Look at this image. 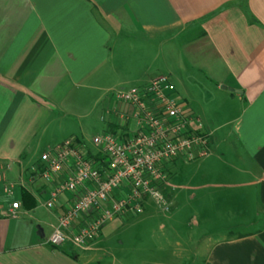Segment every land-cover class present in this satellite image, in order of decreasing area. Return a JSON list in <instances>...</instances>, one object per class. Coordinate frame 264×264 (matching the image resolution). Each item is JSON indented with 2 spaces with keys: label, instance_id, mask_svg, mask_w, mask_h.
Masks as SVG:
<instances>
[{
  "label": "crops",
  "instance_id": "obj_1",
  "mask_svg": "<svg viewBox=\"0 0 264 264\" xmlns=\"http://www.w3.org/2000/svg\"><path fill=\"white\" fill-rule=\"evenodd\" d=\"M180 40L188 62L168 79L209 156L185 162L176 186L171 164L169 218L184 212L187 224L154 242L151 264H264V0H0V264H120L105 261L103 240L132 216L108 222L88 250L52 247L70 197L47 209L36 171L65 141L90 150L72 126L98 108L104 132L119 130L113 113L127 109L111 88L144 89L160 77L145 57Z\"/></svg>",
  "mask_w": 264,
  "mask_h": 264
},
{
  "label": "built area",
  "instance_id": "obj_2",
  "mask_svg": "<svg viewBox=\"0 0 264 264\" xmlns=\"http://www.w3.org/2000/svg\"><path fill=\"white\" fill-rule=\"evenodd\" d=\"M114 98L127 109L113 113L119 130L95 137L90 150L69 140L41 156L36 174L50 185L46 208L52 210L61 195L71 202L49 238L52 247L69 243L88 250L108 222L140 215L147 199L168 212L160 191L168 167L209 156L208 135L175 97L167 77L144 89L116 92ZM18 208L12 203L11 215Z\"/></svg>",
  "mask_w": 264,
  "mask_h": 264
},
{
  "label": "rangeland",
  "instance_id": "obj_3",
  "mask_svg": "<svg viewBox=\"0 0 264 264\" xmlns=\"http://www.w3.org/2000/svg\"><path fill=\"white\" fill-rule=\"evenodd\" d=\"M133 43L134 45H139L137 41ZM180 43H182L181 40L172 45L166 43L162 44L160 54L157 52L156 62H154V54L145 57L144 62H146V64L152 63V65L157 69L154 70L157 74L156 76L170 77V71L171 69H175V66L185 69L188 57L184 55ZM169 46H171V48L173 47L175 50L174 53H176L173 54V56H175V61L172 63L170 62L171 53ZM155 49H159V47ZM139 86L142 85L130 82L113 86L111 90H113V94L115 95L116 92L129 91L135 87L139 88ZM110 95L111 93L108 96ZM89 98L90 97H88V100ZM88 103H90V100ZM99 111L100 110L98 108L96 112L88 113L86 118L79 121L76 120V125L74 127L72 126L74 134H76L80 140L85 141L90 148H93L92 140L95 137L102 135L105 130V123L100 120L101 114ZM63 138V135H58L56 137L58 140H62ZM184 163L185 162L183 161L177 163V172L175 173L174 178L171 179V184L176 186L184 182L185 177H187V168ZM146 203L147 204L143 213L140 216L138 215L135 216V218L132 217L131 219L126 220L123 223V227L119 228V231L114 233L108 240H103V246H107L106 250H108L106 251L107 258L105 261L110 262L111 259L117 258L120 264H151L153 261L159 260L158 258H155L156 256H154V242L158 240L164 241L165 237L161 235L164 233H170L168 232V229H170L171 226L176 224L181 225V227L186 226L187 215L184 212L178 217V221L175 222L174 218L173 220L169 218L172 216V209L170 207L168 208V212H165L150 199H147ZM162 225L167 227V231H159V227ZM195 232L197 234L201 231L199 232L195 229Z\"/></svg>",
  "mask_w": 264,
  "mask_h": 264
},
{
  "label": "trees",
  "instance_id": "obj_4",
  "mask_svg": "<svg viewBox=\"0 0 264 264\" xmlns=\"http://www.w3.org/2000/svg\"><path fill=\"white\" fill-rule=\"evenodd\" d=\"M167 172H168V178H169V176H170V166L168 167ZM160 191L162 192L163 197L166 200H169V198H170L169 192L170 191L168 189H166V188H163V186L160 188Z\"/></svg>",
  "mask_w": 264,
  "mask_h": 264
},
{
  "label": "water",
  "instance_id": "obj_5",
  "mask_svg": "<svg viewBox=\"0 0 264 264\" xmlns=\"http://www.w3.org/2000/svg\"><path fill=\"white\" fill-rule=\"evenodd\" d=\"M225 89V88H224ZM229 91H231V90H229Z\"/></svg>",
  "mask_w": 264,
  "mask_h": 264
}]
</instances>
